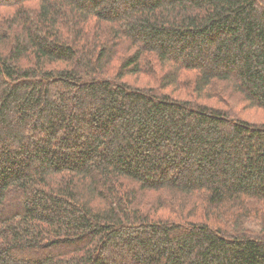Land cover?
<instances>
[{
    "label": "trees",
    "instance_id": "trees-1",
    "mask_svg": "<svg viewBox=\"0 0 264 264\" xmlns=\"http://www.w3.org/2000/svg\"><path fill=\"white\" fill-rule=\"evenodd\" d=\"M264 0H0V264H264Z\"/></svg>",
    "mask_w": 264,
    "mask_h": 264
},
{
    "label": "rangeland",
    "instance_id": "rangeland-1",
    "mask_svg": "<svg viewBox=\"0 0 264 264\" xmlns=\"http://www.w3.org/2000/svg\"><path fill=\"white\" fill-rule=\"evenodd\" d=\"M240 115L243 119L253 121V122H261L264 123V112H258V111H251V112H243L240 111Z\"/></svg>",
    "mask_w": 264,
    "mask_h": 264
}]
</instances>
